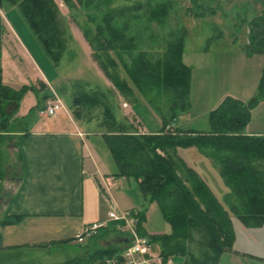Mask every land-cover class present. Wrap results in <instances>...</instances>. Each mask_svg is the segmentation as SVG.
I'll use <instances>...</instances> for the list:
<instances>
[{"label": "rangeland", "instance_id": "1", "mask_svg": "<svg viewBox=\"0 0 264 264\" xmlns=\"http://www.w3.org/2000/svg\"><path fill=\"white\" fill-rule=\"evenodd\" d=\"M54 1L59 11L49 19L54 26L51 47L58 52L60 59L52 53L53 61L30 27L22 10L27 6L26 1L0 0L2 19L7 25L6 27L4 24L5 28L2 30L3 44L9 40L6 14L14 31L19 35L21 44H24L29 52L21 51V54H18L16 51L18 56L13 61L19 63L17 66L21 71L18 74L19 81L23 85L42 88L45 93H57L64 100L68 112H61L67 114L66 118L69 121H75L87 132L89 143L98 155V163L105 170L110 171L111 175L108 177L113 185L109 188L108 194L107 185L103 184L106 188L107 200L109 202L111 199L114 200L120 208L134 206L145 211V227L149 234L164 231L171 233L172 226L165 220L159 205L145 202L138 179L133 175L128 177L127 173L121 176L114 175L119 171V163L109 141L99 133L106 131L104 123L107 121L108 124L109 121L104 106L109 103L116 117L125 122L126 126L132 124L138 133H151L162 128L164 116L171 117L174 112L178 114L177 119L168 124L166 131L175 133L188 128L203 131L210 128L211 111L218 107L224 98L231 95L254 103L245 132L254 135H259L254 132H261L260 135L264 136V93L258 102L252 101L260 92L264 56L248 51L247 44L250 42L246 37L249 15L258 11L264 0H83L82 2L71 0L70 4L65 0ZM161 10L164 13L160 15ZM155 13L159 15L154 16ZM98 33L102 38L112 37L117 41L118 47L114 46L111 49L112 56L118 62L122 77L128 78L133 93L123 91L116 86L93 55L90 38ZM182 36L185 37L183 60L191 70L189 95L184 96L169 85L167 87L152 83L147 69L148 64H154L168 55L171 47ZM59 41L62 45L56 47ZM21 58L23 63L19 62ZM135 61H137L135 64L143 69L144 74L139 86L130 78L126 66L133 65ZM31 62L39 70V75L33 69L35 67ZM40 72L53 83V86L46 79L39 78L43 75ZM8 73L13 76L12 72ZM18 86L20 89V85ZM80 86L84 90H81L82 92L99 98V103L96 101L93 104L88 103L85 106L87 107L85 114L81 113V115L77 114L79 107L74 104L73 99V96L78 94ZM101 92L106 93V97ZM30 94L31 96L21 100V107L31 106L32 102L28 101L36 95L34 92ZM34 103H37L36 99ZM36 105L31 106V111L15 123L17 131L31 129L35 120L39 118H52L43 112L46 105L44 108H38ZM19 112L20 110H16V113ZM17 144L18 135L5 134L1 137L0 197L4 202L11 196L15 186L11 178L16 174L15 165L19 161ZM236 154L238 152H233L231 157L218 149L204 150L198 145L176 148L177 157L186 167L194 169L195 166L199 169L203 175L195 170L210 183L211 189L228 210L226 195L231 190V184L221 175V165L234 163L236 171L233 174L237 176L233 178L234 181L240 182L242 177L247 178L246 168L238 165ZM139 158V155L135 157L134 163L140 165ZM221 158L225 159V164L220 160ZM256 163L264 169V158ZM182 174L183 179L188 184H192V179L185 173ZM212 206L216 213H220L215 205ZM234 217L242 222L230 212L232 226ZM138 221V218L132 220L137 229ZM197 233V236H200L202 230ZM137 234L149 239L151 252L156 249L158 256L161 255V260H155L154 264H167V262L169 264V260L165 263L162 256L164 250L169 248L168 244L152 240L146 234L141 235L139 232ZM201 250L210 254L213 252L209 247ZM172 251L175 264H187L189 261L187 255Z\"/></svg>", "mask_w": 264, "mask_h": 264}, {"label": "trees", "instance_id": "2", "mask_svg": "<svg viewBox=\"0 0 264 264\" xmlns=\"http://www.w3.org/2000/svg\"><path fill=\"white\" fill-rule=\"evenodd\" d=\"M27 6L22 10L28 19L30 27L37 34L40 42L51 56L58 59V52L51 47L53 24L51 16L58 13V6L54 0H25ZM70 4L71 0H65ZM82 2L83 0H79ZM164 13L160 11V15ZM155 13L154 16H158ZM1 23V29H4ZM102 30V29H100ZM94 56L103 67L106 74L112 78L115 85L123 91L133 93L128 78L122 77L118 62L112 56L111 49L117 45L112 37L102 38L99 33L90 38ZM62 44L57 42L56 47ZM185 37L171 47V52L154 64H148L150 81L179 90L182 96L189 95L191 86V70L183 60ZM248 51L255 53L250 46ZM121 56V54H120ZM53 59V57L51 56ZM54 61V59H53ZM133 65H126L130 78L139 86L144 78L143 69ZM150 68V69H149ZM145 71V70H144ZM83 88V87H82ZM260 92L252 101L258 102L264 93V72L259 84ZM50 90V89H49ZM48 90V91H49ZM78 90L73 96L74 104L79 107V112L85 114L88 103H99V98L91 96L84 90ZM33 91L37 98L38 108H44L45 102L54 94L45 93L34 85L25 84L20 89H15L3 82V68L0 64V114L3 117L0 128V140L4 137L9 127V113L6 106L20 103L25 94ZM99 94V93H98ZM106 97V93L101 92ZM99 97V95H97ZM104 102V101H103ZM182 103V102H181ZM253 102H244L232 96L225 98L222 103L213 109L209 116L210 128L203 131L195 129L178 130L175 133L166 131L168 124L177 119V112L171 117L164 116V124L160 131L151 133H138L132 124L126 126L113 113L111 105L105 104V115L109 121L104 123L107 128L103 135L109 141L110 147L119 163V171L115 176L133 175L142 189L146 203H157L165 220L172 226L170 234L151 236L168 244L162 253L165 263L173 257L174 250L187 255V264H216L221 255L233 248L235 233L230 219V212L238 217L245 226L260 227L264 224V169L256 162L264 158V136L248 134L245 128L250 121ZM186 106V104H185ZM182 107V106H181ZM175 107L173 108V111ZM31 110H29L30 112ZM176 118V119H175ZM12 126L16 127V124ZM10 128V127H9ZM26 129V128H25ZM8 131V130H7ZM198 145L202 149H218L235 155L238 165L245 166L247 178L240 182L233 180L237 177L234 163L221 165V175L231 184V190L226 195L229 210L217 199L213 190L203 177L193 168L185 166L176 155V148L180 146ZM139 164L134 163L137 156ZM225 164V159H220ZM220 163V161H219ZM185 173L190 179L188 184L183 179ZM234 175V176H233ZM233 182V183H231ZM212 205L220 210L216 213ZM132 214L138 218V232L147 235L144 224L146 212L140 209L133 210ZM21 217H8L1 226L14 224L21 221ZM197 229V231H196ZM200 236L197 232L201 231ZM188 240V241H187ZM209 247L213 252H203L201 248ZM115 256L114 251L105 250L95 253L89 260H72L64 264H106V259Z\"/></svg>", "mask_w": 264, "mask_h": 264}, {"label": "crops", "instance_id": "3", "mask_svg": "<svg viewBox=\"0 0 264 264\" xmlns=\"http://www.w3.org/2000/svg\"><path fill=\"white\" fill-rule=\"evenodd\" d=\"M5 16L9 26V29L6 28L9 40L3 44L1 23L4 21L0 6V64L3 68V82L19 89L18 85L20 88L23 85L18 75L21 71L17 67L19 63L13 60L21 51L29 52ZM246 26V37L250 42L247 45L255 50L253 54L264 56V4L249 15ZM22 61L21 58L19 62ZM31 64L39 75L37 67L33 62ZM8 72H12L13 76ZM39 78L46 79L53 86L44 74ZM31 92H27L24 99L31 96ZM35 99L37 102L36 96H32L28 101L32 102L31 106L37 104L34 103ZM31 106L21 107L20 103L6 106L10 115V128L7 126L3 132L9 136L18 135L19 161L15 165L16 174L11 178L15 185L11 196L5 202L0 197V223L8 217L22 219L6 226L0 224V264H64L72 260H89L95 253L105 250L114 251L115 256L111 258L122 261L127 238L125 232L117 229L115 222L108 223L97 236L79 242L87 225L108 219L110 202L105 196L103 184L105 178L110 180V171L98 163V155L89 143L87 132L75 121H69L65 113L61 112L52 118H39L31 129L17 131V127L12 125L27 114ZM16 110L20 112L16 113ZM2 120L0 114V128ZM99 133L103 135L104 132ZM194 169L201 173L197 167L194 166ZM121 209L133 211L139 208L130 206ZM233 227V248L223 253L217 264H264V224L248 227L235 218ZM145 231L149 237L170 234L165 231L149 234L146 227ZM157 253L156 249L153 250L151 256H148L150 262L141 264H154L155 260L161 259ZM111 258H107L106 263ZM169 264H175L173 257L169 258Z\"/></svg>", "mask_w": 264, "mask_h": 264}, {"label": "built area", "instance_id": "4", "mask_svg": "<svg viewBox=\"0 0 264 264\" xmlns=\"http://www.w3.org/2000/svg\"><path fill=\"white\" fill-rule=\"evenodd\" d=\"M45 105V110L43 112L51 117L57 116L61 111H67V105L57 93L48 98ZM104 183L107 185L108 194V190L113 183L109 179H105ZM134 219L135 217L133 216L132 211L121 209L119 205L111 199L110 212L107 221H97L87 225L83 230L82 235L79 237V242L82 243L89 237L97 236L103 228L108 226V223L115 222L118 225V229L126 233L127 247L122 256V261L111 258L106 264H141L148 262V256H151L152 253L151 245L149 244L150 241L148 238L140 237L137 234V226L132 222Z\"/></svg>", "mask_w": 264, "mask_h": 264}]
</instances>
